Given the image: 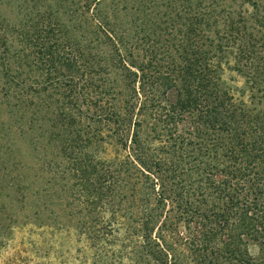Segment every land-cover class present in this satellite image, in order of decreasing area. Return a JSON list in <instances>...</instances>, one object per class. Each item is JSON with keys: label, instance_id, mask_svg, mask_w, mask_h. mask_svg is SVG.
Wrapping results in <instances>:
<instances>
[{"label": "trees", "instance_id": "16d2710c", "mask_svg": "<svg viewBox=\"0 0 264 264\" xmlns=\"http://www.w3.org/2000/svg\"><path fill=\"white\" fill-rule=\"evenodd\" d=\"M97 1L0 0V6L12 8L11 18L0 12V78L5 82L0 108L8 113L5 121L0 119V132L29 137L32 148L25 156L18 144L8 140L5 147L0 139V245L16 228L53 227L70 215L72 196L81 203L88 192L89 201L98 206L109 202L114 189L116 193L121 189L120 201L125 203V189L133 183L128 171L134 168L136 184L145 177L151 190L142 205V199L139 206L134 200V209L141 214L135 220L145 230L147 254L154 262L176 264L155 238L166 202L156 182L165 177L188 188L194 176L208 182L213 202L202 196L195 207L190 199L180 198L182 206L214 224L207 235L228 234L260 243L264 264V108H228L229 95L219 85L232 59L231 68L243 75L255 71L249 81L253 88L260 87L264 98V40L245 31L249 7L256 8L250 18L257 27L264 28V13L255 0H241L243 11L226 16L213 29V53L199 40L202 28H212L209 15L194 13L193 0H175L183 27L175 55L164 50V58L170 60L167 67L165 59L163 63L154 56L157 30L129 45L101 7L97 15L93 13L94 23L87 19L93 6L100 5ZM89 23L94 24L92 29ZM84 32L93 36L91 42L84 41L90 37ZM146 46L154 55L142 66ZM142 68L154 75L148 78L146 71L140 75ZM111 75L123 78V89L115 90L119 86L106 79ZM139 80L150 84L161 100L171 99L163 106L154 98L152 106L162 109L157 121L170 131L176 116L189 120L198 128L196 138L207 148L208 142L211 145L209 163L183 172L188 179L171 165L164 176L152 157L138 155L146 109ZM167 139L177 146L173 128ZM110 151L116 158L107 159ZM203 193L199 188L198 194ZM234 259L251 264L242 256Z\"/></svg>", "mask_w": 264, "mask_h": 264}, {"label": "rangeland", "instance_id": "374dc122", "mask_svg": "<svg viewBox=\"0 0 264 264\" xmlns=\"http://www.w3.org/2000/svg\"><path fill=\"white\" fill-rule=\"evenodd\" d=\"M97 2L100 5L93 6L87 19L94 23L93 13L97 15L101 7L105 16L115 23L119 37L129 45H135L138 38L143 37L148 31L152 33L153 30H157V36L153 40L157 53L154 55L149 49L151 47L146 46L141 53V59L145 62L140 61L142 66L148 64L153 55L164 63V57H166L164 50L175 55V48L180 40L179 32L183 27V22L179 20L181 9L175 0H98ZM193 2L194 13L199 17L203 14L209 15L207 18H210L212 28L208 26L202 28L199 40L205 45L206 50L213 52V29L220 27L226 16H238L243 11L240 7L241 0H193ZM255 2L264 13V0H255ZM255 9L254 6L249 7V12L246 14L247 29L245 31L264 40V28L255 26L250 18L251 14L256 12ZM0 12L11 18L12 8L6 5L0 6ZM92 24L89 23L88 26L91 29L94 27ZM84 33L90 36L88 39L84 38V41L91 42L93 36L90 32ZM261 53L264 55V48L261 49ZM169 63L170 60L165 59L167 67ZM232 66L233 61L230 59L225 65L222 78L219 79L220 90L228 93L230 98L228 108H264L263 92H259L260 87L258 86L254 89L249 81L255 71L249 75H243L232 69ZM142 69L139 72L140 75L144 71L149 75L148 78L154 75L148 69ZM164 70L167 71V68ZM106 79H113V83L119 86L118 89L115 87L117 91L125 86L123 78H116L115 75L106 77ZM4 83L0 78V91L3 92ZM109 87L113 86L109 84ZM137 87L146 105L142 117L143 127L140 130L143 148L138 155L142 159H144L141 156L143 154L152 157L160 164L159 172L164 176L166 168L170 165L175 166L182 173L188 172L195 166L207 165L211 158V145L209 146L208 142L207 148L200 139L196 138L198 128L192 126L189 120L182 121L179 116H176L172 128L178 144L171 146V143H167V135L171 133L172 128L169 131L166 123L156 120V117L160 119L162 109L152 106L154 98L158 101L162 98H158V93L150 84L145 85L139 80ZM170 100H161L163 106ZM259 100H261L260 104ZM7 117L8 113L0 108V119L5 121ZM5 135L0 132V139L5 147H8V140H11L19 145L25 156L27 151L32 150L29 137L23 140L18 133L6 135V137ZM110 152L112 154L107 159L116 158L115 153ZM129 152L134 154L135 151L130 149ZM111 170L115 172L114 167H111ZM128 173L132 175L133 183L125 189L128 195L125 203L120 201L121 189L119 193H116L114 189V196L110 197L109 202L106 201L103 205L100 203L98 206L95 201H89L88 192L86 197H82L81 203L76 196H72L73 205L68 211L70 215L64 219L60 218L53 227H39L31 224L16 228L11 235L5 236L6 240L0 245V264H161L158 261L154 262L153 258L147 254L149 244L147 245L145 230L144 228L142 230L141 223L135 220L136 217L139 219L141 214L136 215L134 200L136 206H139L141 199L142 205L144 200L150 196L151 190L149 184L146 183L148 181L145 177H141L137 185L135 169L131 168ZM184 173L183 179L186 177ZM156 183L157 191L164 194L166 202L162 204L164 218L161 228L155 233V238H159V242L168 251L171 263L239 264V260L234 259L237 256L250 260L251 264L261 263L260 243L244 237L232 239L228 234L221 235V237L214 234L207 235V232L214 228V224L207 219H199L195 210L189 209L188 211L182 206L180 198L190 199L195 207L201 205L202 196H205L209 203L213 202L212 190L206 180H199L197 177L194 179L193 176L192 187L188 188H180L173 180L166 181L165 177L164 179L158 178ZM188 184L189 182L186 183ZM199 188L204 191L202 195L198 194ZM136 195L138 196L134 199ZM106 208L111 211L107 212Z\"/></svg>", "mask_w": 264, "mask_h": 264}]
</instances>
